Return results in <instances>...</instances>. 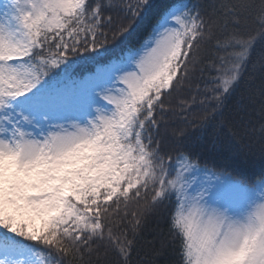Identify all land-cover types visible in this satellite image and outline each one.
I'll return each instance as SVG.
<instances>
[{"label": "snow or ice", "instance_id": "6c2138e0", "mask_svg": "<svg viewBox=\"0 0 264 264\" xmlns=\"http://www.w3.org/2000/svg\"><path fill=\"white\" fill-rule=\"evenodd\" d=\"M225 129L264 156V0H0V264H134L153 223L154 257L264 264V173L201 162Z\"/></svg>", "mask_w": 264, "mask_h": 264}, {"label": "trees", "instance_id": "16d2710c", "mask_svg": "<svg viewBox=\"0 0 264 264\" xmlns=\"http://www.w3.org/2000/svg\"><path fill=\"white\" fill-rule=\"evenodd\" d=\"M157 2L162 8L172 2V0H157ZM184 95L187 96V93ZM238 99L239 93L232 103L235 104ZM173 103H177V100L174 99ZM197 115L198 113L189 114V119H194ZM202 144L203 147L200 149L202 164L220 174L252 180L253 178L258 179L261 173H264V156L259 151V145L254 146L252 149H247L235 142L230 144L227 129L223 130L219 135L209 130L205 134ZM160 226L166 227L163 222H161ZM154 227L155 223L150 224L149 228L143 233L144 239L141 241L140 256H134V264H178V257L174 253L169 252L163 256L154 257L148 250V246L144 241L151 240L156 235L153 230ZM109 259L110 257H105L104 255L94 256L93 262L94 264H108Z\"/></svg>", "mask_w": 264, "mask_h": 264}]
</instances>
